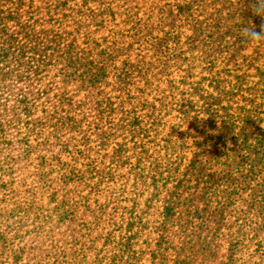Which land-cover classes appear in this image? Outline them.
<instances>
[{
	"label": "rangeland",
	"instance_id": "obj_1",
	"mask_svg": "<svg viewBox=\"0 0 264 264\" xmlns=\"http://www.w3.org/2000/svg\"><path fill=\"white\" fill-rule=\"evenodd\" d=\"M247 8L0 0V264H264L224 110L199 121L204 97L242 103L233 74L258 80Z\"/></svg>",
	"mask_w": 264,
	"mask_h": 264
},
{
	"label": "trees",
	"instance_id": "obj_2",
	"mask_svg": "<svg viewBox=\"0 0 264 264\" xmlns=\"http://www.w3.org/2000/svg\"><path fill=\"white\" fill-rule=\"evenodd\" d=\"M249 18H254V21H263L261 17L249 13ZM249 21V20H248ZM249 22H246V24ZM239 41H242L240 39ZM244 47V46H242ZM244 61L248 62V66H252L256 70V76L258 80H251L253 75L238 73L233 74L235 83L231 85L233 92L247 93V96L243 95L242 103L233 106L227 104V106L219 105L218 98L209 95L206 98V104L201 108L200 113L203 117L199 120L202 125L207 129L215 128L214 123L216 117H222L219 115L220 111L224 110L225 118L222 123V130L233 133L235 147L232 150L234 155L229 167L237 175L234 180H243L252 189L253 204L258 206L259 211L264 215V64L262 62V56H244ZM252 60V62H250ZM219 82V81H217ZM252 84L249 87L245 85ZM244 89L246 91H244ZM202 94V98H203ZM218 104V105H217ZM184 107H186L184 105ZM188 110L186 114H190L194 107L192 101L187 103ZM231 111V113L229 112ZM205 116V117H204ZM197 119V117H196ZM198 121V119H197ZM237 155V156H236ZM156 177L154 180L156 181ZM173 207L166 206L165 215L171 216ZM57 211V210H56ZM260 213V212H258ZM68 215L66 211L61 213L59 219L65 221V217ZM264 223V216L262 217ZM75 220H72V230H75ZM136 222L130 220L126 224V228L129 233L134 229ZM264 227V224H263ZM132 235V234H130ZM130 238V237H129Z\"/></svg>",
	"mask_w": 264,
	"mask_h": 264
},
{
	"label": "clouds",
	"instance_id": "obj_3",
	"mask_svg": "<svg viewBox=\"0 0 264 264\" xmlns=\"http://www.w3.org/2000/svg\"><path fill=\"white\" fill-rule=\"evenodd\" d=\"M248 8L256 16L264 20V0H247ZM255 24H244L241 28V39L255 46L264 43V23L260 25V31L256 30Z\"/></svg>",
	"mask_w": 264,
	"mask_h": 264
}]
</instances>
